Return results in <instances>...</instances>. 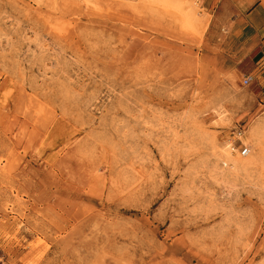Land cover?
Segmentation results:
<instances>
[{"label": "rangeland", "instance_id": "374dc122", "mask_svg": "<svg viewBox=\"0 0 264 264\" xmlns=\"http://www.w3.org/2000/svg\"><path fill=\"white\" fill-rule=\"evenodd\" d=\"M237 7L0 0V264H264L262 36Z\"/></svg>", "mask_w": 264, "mask_h": 264}, {"label": "crops", "instance_id": "0c3cea01", "mask_svg": "<svg viewBox=\"0 0 264 264\" xmlns=\"http://www.w3.org/2000/svg\"><path fill=\"white\" fill-rule=\"evenodd\" d=\"M204 8L209 12L216 13L230 4L238 5L237 9L244 14V19L254 28L258 38L262 36L259 72L264 79V0H200ZM261 39L259 41H261Z\"/></svg>", "mask_w": 264, "mask_h": 264}, {"label": "built area", "instance_id": "2783aa9c", "mask_svg": "<svg viewBox=\"0 0 264 264\" xmlns=\"http://www.w3.org/2000/svg\"><path fill=\"white\" fill-rule=\"evenodd\" d=\"M251 80H252V76H249L245 78L244 82L245 84H249ZM249 151H250L249 147L245 145L240 152L242 155H247Z\"/></svg>", "mask_w": 264, "mask_h": 264}]
</instances>
